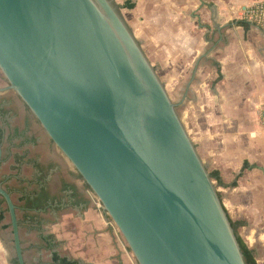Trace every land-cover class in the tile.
Listing matches in <instances>:
<instances>
[{"label":"water","instance_id":"1","mask_svg":"<svg viewBox=\"0 0 264 264\" xmlns=\"http://www.w3.org/2000/svg\"><path fill=\"white\" fill-rule=\"evenodd\" d=\"M0 70L138 264H247L154 64L115 0H0ZM0 146V166L2 163ZM8 205L26 264L16 205Z\"/></svg>","mask_w":264,"mask_h":264},{"label":"crops","instance_id":"2","mask_svg":"<svg viewBox=\"0 0 264 264\" xmlns=\"http://www.w3.org/2000/svg\"><path fill=\"white\" fill-rule=\"evenodd\" d=\"M261 1L115 3L149 59L170 58V73L182 74L176 81H183L185 92L176 104L187 106L185 126L209 171L227 184L218 187L223 204L232 220L245 222L240 235L264 264V29L242 18L246 6ZM34 121L26 145L17 147L22 137L10 142L7 136L0 168V182L16 205L25 263L62 264L54 259L57 253L71 264H138L95 194ZM14 124L12 130H22L20 122ZM36 166L51 167L46 181L59 196L39 212V225L27 220L36 212L21 207L22 190L36 187ZM0 264H19L10 213L4 211Z\"/></svg>","mask_w":264,"mask_h":264},{"label":"trees","instance_id":"3","mask_svg":"<svg viewBox=\"0 0 264 264\" xmlns=\"http://www.w3.org/2000/svg\"><path fill=\"white\" fill-rule=\"evenodd\" d=\"M132 7V6H131ZM34 116H32L31 118H29L26 121V130L24 131L22 130H12L11 134L9 135L8 139L10 142H13L15 139H19L22 137V141H20V143L17 145V147H22L24 145H26L29 141V139H27V137H25V135L32 130V122L33 119L37 120V118H33ZM38 121V120H37ZM4 138L3 135V130L0 128V144L2 143ZM31 141H33L31 139ZM35 168V165H34ZM51 168V167H50ZM47 169L45 171V169H43L41 171L40 167L36 166V174L34 176V181L36 182V187L33 188L31 191H25L22 190V200H21V207L26 209L27 211H35L36 213H34V215H28L27 216V220H31L32 223L35 224H41L42 223V217L41 214L39 212H41L42 210L45 209H49L51 206H53L54 203L59 202V196L58 195H54L49 187L48 182L46 181V172L48 170ZM211 178L213 180L216 181V187L218 188L219 186H225L227 184H225L223 182V180L221 179L220 175L218 172L216 171H211ZM79 177L82 179L81 175L78 173ZM86 187L88 189H90L89 185L85 182ZM236 182H233L230 185H235ZM66 190V189H64ZM8 192L11 193L10 190H7ZM76 194V193H75ZM220 194V192H219ZM221 196V194H220ZM0 211H4L5 213L9 212V208L7 205V202L5 200V198L0 195ZM232 222V226L234 228V231L237 235L239 244L241 246V249L243 251L244 257L246 259L247 264H258L257 259H256V251L253 248H250L246 242L243 240L242 236L240 235L239 229L240 227L245 225L244 221H234L231 219ZM53 236L52 235H48L46 236V239L48 241V243H51L50 246L51 248H54V243L53 242ZM54 259L62 264H71L72 262L69 261L67 258H61L60 256H58L57 253L54 254ZM17 262V261H16Z\"/></svg>","mask_w":264,"mask_h":264},{"label":"flooded vegetation","instance_id":"4","mask_svg":"<svg viewBox=\"0 0 264 264\" xmlns=\"http://www.w3.org/2000/svg\"><path fill=\"white\" fill-rule=\"evenodd\" d=\"M8 85H9L8 80L5 78L3 74H0V88H6ZM32 116L36 118V116L31 112L28 106L24 103V101L17 95V93L14 90L11 89L0 90V122H1L0 128L3 130V135H4L3 141L0 144V146L2 147V144H4L7 141V136L9 137V135L12 132V129L14 128L15 125L14 122H20V124H22V129L25 131L26 121ZM37 120L34 121L35 127L36 128L41 127L42 129H44L40 124V122ZM2 162H3V155H2Z\"/></svg>","mask_w":264,"mask_h":264},{"label":"rangeland","instance_id":"5","mask_svg":"<svg viewBox=\"0 0 264 264\" xmlns=\"http://www.w3.org/2000/svg\"><path fill=\"white\" fill-rule=\"evenodd\" d=\"M151 59H155V58L151 57L150 60ZM161 60H162V62H161ZM161 60L155 59L153 61L154 66H155L161 80L165 84L172 100L177 103L181 100V98L183 97L184 92H185L183 81H179V80L176 81L182 74L181 73H174V74L170 73V65L167 66L169 64L170 58L165 57V58H161ZM0 74H2L1 70H0ZM186 107H187L186 104H185V106H184V104L183 105L182 104L177 105V111H178V113H179V115H180V117H181V119L185 125L187 122H189V118L185 113ZM214 183L216 184L215 180H214ZM240 233L242 235H245V232H243L242 229H241Z\"/></svg>","mask_w":264,"mask_h":264},{"label":"built area","instance_id":"6","mask_svg":"<svg viewBox=\"0 0 264 264\" xmlns=\"http://www.w3.org/2000/svg\"><path fill=\"white\" fill-rule=\"evenodd\" d=\"M242 18L264 29V1L246 6ZM260 119L264 127V109L261 111Z\"/></svg>","mask_w":264,"mask_h":264}]
</instances>
